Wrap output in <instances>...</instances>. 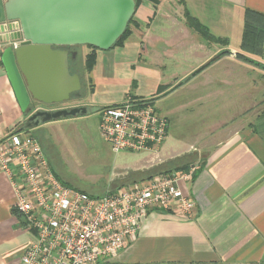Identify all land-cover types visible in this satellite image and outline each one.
I'll return each instance as SVG.
<instances>
[{"label":"crops","instance_id":"crops-1","mask_svg":"<svg viewBox=\"0 0 264 264\" xmlns=\"http://www.w3.org/2000/svg\"><path fill=\"white\" fill-rule=\"evenodd\" d=\"M134 2L124 42L108 49L93 48L95 61L86 71L85 84L79 76L82 102L73 106L104 107L127 98L152 100L154 106L174 91L188 97L177 110L199 109L205 104L210 130L206 138L205 134L195 138L182 152L162 159L156 154L158 161L150 163L151 159L146 164L148 168L183 154L192 156L190 165L199 167L192 181L181 182L180 187L195 200L193 217L182 219L153 210L137 238L117 258L99 264H264V56L256 61V55L249 57L240 47L245 12L264 13V0ZM185 12L211 36L226 39L227 45L205 40L187 24ZM233 14L237 21L232 34L227 30ZM232 36L239 39L235 45H231ZM77 47H69L75 53L69 60L73 73H77L72 65ZM80 47L90 50L86 45ZM2 51L0 140L17 132L35 108H63L36 104L30 113L23 112L1 62ZM212 58L199 74L179 85ZM202 88L205 93L200 95L197 92ZM230 88H235L234 95ZM256 94L263 97L258 107ZM34 136L43 146L51 144L53 150L47 137ZM167 137L168 126L164 142ZM13 198L9 181L0 172V264H22L31 240L12 208Z\"/></svg>","mask_w":264,"mask_h":264},{"label":"built area","instance_id":"built-area-1","mask_svg":"<svg viewBox=\"0 0 264 264\" xmlns=\"http://www.w3.org/2000/svg\"><path fill=\"white\" fill-rule=\"evenodd\" d=\"M17 47L18 40L0 41ZM98 128L115 153L158 150L168 120L152 100L127 98L98 111ZM199 165L126 184L99 196L62 184L36 137L10 133L0 140V172L8 179L12 208L31 234L22 264H99L114 260L138 236L155 210L190 219L195 200L180 183L191 182Z\"/></svg>","mask_w":264,"mask_h":264},{"label":"water","instance_id":"water-1","mask_svg":"<svg viewBox=\"0 0 264 264\" xmlns=\"http://www.w3.org/2000/svg\"><path fill=\"white\" fill-rule=\"evenodd\" d=\"M134 11V0H0V41H19L17 47L3 49L1 62L20 109L31 112L38 103L52 105L78 97L81 81L69 67V60L75 58L69 47L110 48L123 34ZM214 60L194 70L179 85ZM101 108H35L17 132Z\"/></svg>","mask_w":264,"mask_h":264},{"label":"rangeland","instance_id":"rangeland-1","mask_svg":"<svg viewBox=\"0 0 264 264\" xmlns=\"http://www.w3.org/2000/svg\"><path fill=\"white\" fill-rule=\"evenodd\" d=\"M236 21V16L233 14L227 30L230 33L232 32V34L236 31V28L233 27ZM214 31L217 30L214 28ZM233 37L229 38L231 45H235L239 41L238 38L235 39ZM77 50L78 55L76 56V64L74 65L78 75L81 77L82 83L85 84L86 71L83 62L85 55L90 50L80 46L77 47ZM249 57L253 56L250 55ZM255 58L256 61H259L260 56H256ZM182 65L183 69L185 66L184 64ZM83 90L84 88L82 87L81 91L83 92ZM234 90L235 88H230L229 92L234 95ZM173 93L174 91L171 92V94ZM197 93L203 95L205 91L202 88ZM171 94L154 103L157 112L162 116H166L169 121L167 140L163 141L157 151L113 152L109 143L102 137L99 131V113L97 111L76 117L49 121L41 124V126L30 129L28 133H32L33 135L40 134L42 137H47L50 140L53 146V154L51 156L55 160L54 166L59 167L58 169L63 172L61 175L66 181L74 184L79 189H86L93 194L102 195L106 191L113 189L114 184L112 182L114 180L124 177L130 170L146 168V164L151 159L153 161L150 163H154L157 160L156 154L162 159L182 152L195 138L203 134H205L203 138H206V133L210 128L209 120L204 116L206 113L205 104L199 109L185 110L182 108L177 110L179 104L185 102L188 97L184 96L183 93ZM261 97L260 94H256V107H258V101H260ZM80 102H82L81 97H72L65 102L54 104V106L71 107ZM44 106L50 107V105L45 104ZM262 106H264L263 102ZM49 146L52 149L51 144Z\"/></svg>","mask_w":264,"mask_h":264},{"label":"trees","instance_id":"trees-1","mask_svg":"<svg viewBox=\"0 0 264 264\" xmlns=\"http://www.w3.org/2000/svg\"><path fill=\"white\" fill-rule=\"evenodd\" d=\"M185 15H186L187 24L192 29L196 30L205 40H207L208 42H221L223 45H227L226 39H219V38H215L214 36H211L208 33L207 29L202 24H200L194 17L189 16L187 12H185ZM129 23L126 29L124 30L123 34L121 35V37L114 43V45H121L124 42L125 38L129 34ZM263 42H264V13L246 11L245 16H244V28H243V33L241 36V43H240V47L242 51L246 54H250L254 56L255 55L260 56V57L264 56ZM86 46L90 49V52L85 55L83 66L85 68V71L88 72L90 71V69L92 68L94 64L95 53L93 49L94 47L90 45H86ZM239 57L244 58L245 55L239 54ZM72 65L73 67L75 66L74 64ZM27 113H30V112H27ZM40 144L43 148L45 155L47 154L46 156H47L52 172L62 184L78 189V190H81L92 196H99L97 194L88 192L86 189L84 190L79 189L74 184L66 181L61 175L63 172L58 169L59 167L54 166L55 160L51 156L53 154V150H51L49 146L47 145L43 146L41 142ZM191 157L192 156H190V154H183L181 156L152 165L148 168H144L140 170H130V172H128L127 175H125L122 178L116 179L112 182V184H114L113 190H115L118 187L125 186L126 184L133 183V182L140 181V180L147 179V178H151L154 175L170 172L172 170L186 171L189 165L192 163Z\"/></svg>","mask_w":264,"mask_h":264},{"label":"flooded vegetation","instance_id":"flooded-vegetation-1","mask_svg":"<svg viewBox=\"0 0 264 264\" xmlns=\"http://www.w3.org/2000/svg\"><path fill=\"white\" fill-rule=\"evenodd\" d=\"M40 103H38V105H39ZM42 104H40V106H41ZM53 105V104H52ZM51 106V105H50Z\"/></svg>","mask_w":264,"mask_h":264}]
</instances>
